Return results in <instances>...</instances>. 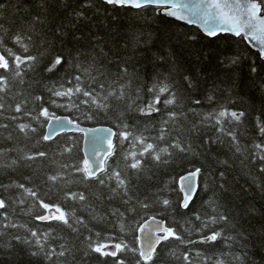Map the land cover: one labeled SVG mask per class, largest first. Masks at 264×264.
<instances>
[{"label": "trees", "instance_id": "obj_1", "mask_svg": "<svg viewBox=\"0 0 264 264\" xmlns=\"http://www.w3.org/2000/svg\"><path fill=\"white\" fill-rule=\"evenodd\" d=\"M15 2L16 0H0V6L10 8ZM27 2L33 5L32 15H35L37 9L34 0ZM87 2L88 0H66V6L60 12L59 19L70 17L74 10L80 9ZM97 7L102 8L99 15H94L93 8L85 9L97 24L106 19L109 27L118 28L121 32L135 29L152 31L153 50L160 48L161 44L171 43L180 60H188L185 47L174 40H169V36L197 32V27L171 17L154 15L151 8L147 10L146 19H141L138 10L128 7L113 8L107 4L102 6L97 4ZM28 20V16L19 15L11 17L7 22L0 21L3 23V28H0V38L3 39V43L0 44V55L9 63L8 69L0 68V103L4 105L3 109H0V125L7 126L0 127V186H8L0 187V199L5 202V208L0 209V224L11 222L24 226L9 227L5 230L7 235L0 236V244L10 241L13 246L11 249L0 248V264H47L43 255L30 256V251L39 248L35 243L37 238L45 246L46 251L55 249L59 252L60 245L65 246L66 256L59 258L62 264H117L121 259L125 260V264H135L139 259L138 251L136 253L123 251L118 252L115 257H104L89 249V244L125 242L130 247L138 249V242L135 239L138 232L132 231L134 225L131 221L141 217L148 219L152 215L164 218L167 225L183 240H193L195 243L182 244L175 236L169 237L168 241L161 243L153 260L144 264H229L230 257L220 255L229 251L241 256L247 251L246 264H264V248L258 240L255 246L250 242L246 249L241 248L238 243L229 249L220 240L216 242L204 240L205 235L209 237L212 235L213 229L223 228L224 235L232 232L225 223L213 224L212 216L215 215L218 219L219 215L223 214L232 220L242 206H252L256 209L251 216H246L243 220L244 236L264 233V191L261 190L264 188V174H261L256 166L259 163L258 155L264 153V135L260 133V127L264 126V88L261 87V84H264V79H261L264 77V71H260L264 68L262 55L247 41H240L230 34H220L223 38H206L203 31L199 30L198 47L205 50L219 49L229 56L235 54L242 56L236 72L239 87L229 96L224 91L229 85L219 83V90L212 93L215 99L208 102L205 99L207 93L204 87L211 90L213 88L211 81L219 75L217 68L213 66L214 61L212 63L201 61L199 71L206 83L195 93H191L184 86L178 73L171 75L168 81H164L166 72L154 77L151 64L147 65L142 83L134 82L132 85L117 83L110 87L104 76L96 70L85 71L81 68L71 74L63 69L59 72H48L46 68L49 66V59L61 51L58 41L52 46L55 37L51 29L55 25L38 23L28 26ZM86 30H91L93 35L96 31L104 34L103 27L93 30L89 25ZM17 35L20 36L19 41L16 39ZM72 46L69 42L68 47ZM29 56H35L36 60H29ZM16 57L22 59L21 63ZM17 64L19 76L15 74ZM253 64L258 71L249 75V68ZM107 67L114 71V65L108 64ZM100 71H103V68ZM76 75L80 76L79 84L74 79ZM157 81L169 83L177 93V105L182 106L163 109L162 101L167 93L161 94V104H156L155 94L149 92V89ZM101 83L105 85L103 89L100 88ZM53 87L65 92L71 88L72 92L64 97H53L47 91ZM77 87L80 91H77ZM137 87L141 89L139 93L136 92ZM121 89L124 92L122 100L118 101L111 97L108 101L104 100L103 97L108 91ZM85 91L90 95L84 96ZM37 96L41 97V100H36ZM51 99H56L57 103L63 105H67L71 100L73 107L70 110L64 107L56 108L51 105ZM193 99H200L201 104H193ZM93 100L96 103H93ZM97 103L110 105L107 115L96 112ZM149 104L162 108V111L148 113L139 110H146ZM17 105L20 106L19 112L15 111ZM193 107L197 109L198 114L189 111ZM43 108H48L49 116L43 114ZM224 108H227L229 113L245 112L241 122H231L230 116L222 118L225 133L229 130L236 133L241 152L233 155L234 142L231 136L225 134L221 135L223 146L218 143L212 144L211 154L206 158L189 159L192 166H199L203 161L215 172L224 171L228 182L225 186H230V190L221 192L217 189L215 193L211 190L206 192L198 190L189 209H184L181 206L183 195L178 191V183L174 184L172 178L175 177L178 181L180 175L190 170L187 160H183L179 152L170 148L177 163L182 162V167H166L154 162L149 153L154 157L160 148L169 147V144L176 142H180L181 146L191 143L193 150L204 152L205 141L219 134L220 126L216 125V117ZM88 111L94 113L93 120L84 119V113ZM169 111H175L177 117L170 118ZM53 113L55 116H70L83 125H109L117 133L123 130L128 131L130 135L123 143L119 135L116 136L115 150L107 162L105 171L89 179L82 171H76V168H84L82 134L65 133L51 141L42 140L48 119ZM180 113H186V118L179 115ZM205 116L209 117L207 121L204 120ZM164 120L169 122L163 124ZM125 122L129 125L127 129L117 128L118 123L122 125ZM20 124L30 127L22 131L19 128ZM193 124L197 125L195 132L192 130ZM31 128H35L36 131L32 132ZM161 129L164 130L162 140L159 139ZM141 139L144 143L140 142ZM148 143H152L154 149L144 152ZM255 144L261 147L256 149ZM39 152L46 155L41 157L38 155ZM132 153L136 155L133 156ZM163 155L161 153L162 159ZM26 156H31L32 159H26ZM213 156L228 159L231 167L224 168L218 165ZM136 159L141 160V165L138 169H132L130 165ZM13 160L17 163L12 164ZM117 172L120 174L119 177L115 175ZM52 175L58 177L56 181L49 180V176ZM99 178L105 179L104 185L98 183ZM121 179L125 181L127 195H124L125 187H118V180ZM17 184L31 188L36 196H28L23 188L15 186ZM165 186L169 189L166 197L172 202L174 212L169 211L161 216L159 213L162 209L159 207L150 206L148 209L140 207V202L150 203L155 199L157 191ZM81 194L85 197L83 201L79 200ZM129 198V203H124V200ZM21 199L24 203H20ZM43 204H49L50 208H43ZM57 207L66 213L72 227L55 219L44 221L36 219V216L41 214L49 217L58 216L60 213ZM130 207L135 208L134 215L129 211ZM213 207L216 208L215 213L212 211ZM72 210H75V217L72 216ZM197 216L201 219L197 220ZM77 218L80 223L76 222ZM236 219L239 217L236 216ZM121 221L125 223V232L120 231ZM204 223L209 224V228H203ZM29 229L37 232L36 238L31 236ZM97 232L100 233L99 236L96 235ZM15 235L27 236L32 242L31 249L11 239ZM185 255L188 256L187 260L183 258ZM56 259L53 257V260Z\"/></svg>", "mask_w": 264, "mask_h": 264}, {"label": "snow or ice", "instance_id": "obj_2", "mask_svg": "<svg viewBox=\"0 0 264 264\" xmlns=\"http://www.w3.org/2000/svg\"><path fill=\"white\" fill-rule=\"evenodd\" d=\"M99 5H111L113 8L116 6L128 7L133 10H138L141 19H146V13L149 8H151L154 15H162L164 17L175 18L178 21H186L189 25H196L198 27L197 32L189 33L185 32L182 36L177 34L175 36H169V40H174L176 43H180L185 47V54L188 58L187 61H182L177 56L175 49L172 47L171 43L165 45L161 44L160 48L153 50L152 47V37L153 32L148 30L135 29L131 31L121 32L118 28H111L108 26L107 20L102 19L98 24L93 21L92 16H89L85 9L93 8L94 15H99L102 11ZM34 6L37 11L35 15H32L33 5H30L27 0H16L14 4L8 7L0 6V21L7 22L11 17L25 15L29 17L28 26L35 24H48L55 25L51 29L55 42H59L61 45V51L52 56L49 59V66L46 68L48 72H59L63 69L66 73L71 74L77 71L78 69L83 68L85 71L96 70L100 75L104 76L105 80L109 83L111 87L117 83H125L127 85H132L134 82H141L143 74L146 71L147 65L151 64L153 68V76H159L162 72H166L167 75L164 76V81H168L171 75L179 74L181 80L184 82V86L190 90L191 93H195L199 88L203 87L206 83V80H202L201 73L199 71L201 66V61L208 63H214V67L217 68L219 75H217L212 81L213 88L209 90L207 87H204V91L207 93L205 99L208 102H212L215 97L212 94L215 91L219 90V83L228 84V88L224 91L231 96L232 92L239 87V79L236 75L238 66L241 62L242 56L240 54L227 55L222 50H205L198 47L199 41V30H203V34L206 38H223L220 34H231L235 38H239L240 41H247L249 44H256L259 46V51L264 54V0H191V2H184L181 0L180 3H177V0H88V2L81 6L80 9L74 10L70 17L65 19H59L60 12L66 6V0H34ZM171 9V10H169ZM91 26L93 30H96L100 27H103L104 34L101 35L99 31H96V34L93 35L91 30H86L88 26ZM23 27V25H22ZM0 28H3V23H0ZM6 31V30H5ZM146 37V38H145ZM17 41L20 40V36L17 35ZM69 42L72 43V47H68ZM3 43V39L0 38V44ZM84 45L86 47H81ZM11 50H9L10 52ZM25 51L27 49L25 48ZM29 60H36L35 56H29ZM16 60L19 61L20 57H16ZM106 61V63H104ZM114 65V71L109 70L107 65ZM222 66V67H221ZM0 68L8 69L9 63L5 60L3 55H0ZM103 68V71L100 69ZM257 68L251 66L249 68V75L257 73ZM264 71V68L260 69ZM17 76L20 75L19 64L16 66ZM77 84L80 83V76L76 75L74 77ZM95 81V77L92 78ZM261 79H264L262 77ZM105 87L104 83L100 84V88ZM261 87L264 88V84H261ZM48 92L51 93L53 97H64L70 95L72 89H67V92L56 90L53 88H48ZM77 91H80L77 87ZM141 91L140 87L136 88V92ZM149 92L155 94V103L161 104V94L167 93L164 96L162 101V108L168 109L170 106H182L177 105V93L173 90L169 83L157 81L149 89ZM84 96H89L90 93L85 91ZM115 98L116 100H122L124 98L123 90L119 91H108L104 95V100L108 101L109 98ZM36 100H41V97L37 96ZM88 101H84L87 103ZM51 105H54L56 108H67L71 109L73 107L71 100L67 105L57 103L56 99L50 100ZM93 103H96L93 100ZM192 103L195 105H200V99H193ZM3 103H0V109H3ZM131 105H129V108ZM110 108L108 103H97L96 112L103 113L107 115V110ZM162 108H156L153 104H149L148 108L139 109L141 112L147 111L151 113L153 111L161 112ZM15 111H20V106L17 105ZM190 112L193 114H198L196 108H190ZM43 114L49 116L48 108H43ZM179 115L186 118V113H180ZM123 116V113H121ZM168 116L170 118L177 117L175 111H169ZM231 122H241L242 118L245 116V112L240 111H231L229 113L227 108H224L222 111L218 112L216 117V125L219 127V134L215 137L210 138V140L205 141V151L197 152L193 150L191 143H187L185 146H181L180 142L169 144V147L160 148L154 157L152 153H149L150 158L154 162H159V164L166 167H182V162L177 163L176 157L174 156L173 149L181 154L183 160H187L190 170L184 175L179 176L177 181L175 177L172 178V182L178 183V191L183 194L182 197V208L189 209L190 202L192 198L196 195L199 188L200 191H215L219 189L221 192H226L230 190V186L226 187L227 178L224 171L215 172L214 169L209 168L203 161L200 162L199 166H192V161L189 157H207L211 154L212 144L218 143L223 146V140L221 135L231 136L232 148H234V153H240L241 147L236 133L233 130H229L225 133V129L222 126V118L229 117ZM95 115L92 111L84 113V119L93 120ZM38 119V117H35ZM51 120L55 121V124H48L50 129H67L70 125H73V121L69 120L68 117H59L55 116L54 113L50 116ZM208 116L204 117V120L207 121ZM169 121H162L163 124H167ZM117 128L127 129L129 125L125 122L122 125L117 124ZM238 126V124H237ZM0 127H7L6 125H0ZM30 127L26 124H20V130H24ZM197 125H192L193 132L196 131ZM32 132H35V128H31ZM261 135H264V126L260 127ZM51 131L48 134L42 136V140L48 141L51 139ZM119 135L121 138V143L123 140H126L130 133L128 131H119V133L114 132L112 128H95L91 130L90 136L87 138V143L91 146V157L96 161V164L93 167H88L89 160L85 158L83 164L85 167L83 169L76 168V171H82L87 178H92L96 176L97 170H103V161L105 157L111 154L113 150L112 137ZM10 138V137H9ZM164 138V130L161 129V134L159 139ZM141 143H144L143 139L140 140ZM107 144V147L105 145ZM261 145L255 144L254 148L259 149ZM154 149L152 143H148L144 148V152H149V150ZM11 151V150H9ZM163 155V159L161 156ZM39 156L43 157L46 155L44 152H39ZM135 156V153H132ZM143 155V153L141 154ZM26 159H32L31 156H26ZM213 159L216 163L224 168H230L228 159H220L213 156ZM257 160L259 163L256 165L261 174H264V153L258 155ZM17 161L13 160L12 164H16ZM141 165V160L136 159L130 167L132 169H138ZM11 167V165H7ZM119 177V172L115 173ZM56 175L49 176V180L56 181ZM111 179V177H109ZM255 182V180H254ZM98 183L100 185L105 184L104 178H99ZM18 188H23L28 196H36V193L32 191L31 188H25L23 184L15 185ZM259 186V185H258ZM7 188L8 186H0ZM118 187H125L124 180H118ZM116 191V189H112ZM264 191V188L261 189ZM169 191L167 186L159 189L155 196V199L150 203L140 202V207L143 209H148L150 206L159 207L162 211L159 215L164 216L166 212L175 211V208L172 207V202L166 197V193ZM164 194V195H162ZM124 195H127V189L125 187ZM79 200H85L84 195H79ZM129 199L124 200V203H129ZM212 201H210L211 203ZM20 203H24V200L21 199ZM41 203H43L41 201ZM5 208V202L3 199H0V209ZM43 208H50L49 204H43ZM57 211L60 213L58 216L49 217L46 215H38L36 219L44 221L48 219H55L62 221L65 225L72 227L69 224V220L66 218V213L61 211L57 207ZM129 211L135 214V208L130 207ZM212 211L215 213L216 208L213 207ZM256 209L252 206H242L239 211L236 213V216L239 219H236V216L232 220H229V217L223 214H220L218 219L217 216H212V223L217 222L225 223V225L232 229V234L230 232L228 235H224V229L212 230V235L209 237L204 236V240H211L216 242L220 240L224 243L229 249L233 247L234 244H239L241 248L246 249L247 245L252 242L255 246V242L258 240L261 247L264 248V233H259L255 236L249 235L244 236L243 232V220L246 216H251ZM123 217V213L120 214ZM72 216L75 217V210H72ZM102 221V217L100 218ZM197 220H200L201 217L197 216ZM77 223L81 221L79 218L76 220ZM131 223L134 225L132 231L138 232L139 236L135 237L139 243V248L130 247L127 243L121 242L115 244L116 251L108 252L104 251L106 245L103 244H89V249L95 253H100L104 257H115L117 252H139V259L136 260L135 264H144V262H150L153 260V257L156 253V247L161 244V242L168 241L169 237L175 236L176 240L180 241L182 244H194L193 240H183L181 236L177 235L172 227L166 226L164 219H157L156 215H152L150 219H133ZM17 228L24 227L23 225H17L15 223L9 222L8 224H0V236L7 235L5 231L7 228ZM203 228H209V224L204 223ZM30 234L33 238L37 237V232L29 229ZM75 231V229H74ZM120 231L125 232V223L120 222ZM97 236L100 235L99 232L96 233ZM16 241H19L22 245L27 246L29 249L32 247V242L28 239L27 236L15 235L11 237ZM90 239V238H89ZM35 243L39 245L38 250L30 251V256L38 257L43 255V258L47 261V264H62L59 258L66 256V250L64 245H60L61 251L56 252L55 249L45 250V246L40 243L37 238ZM215 246V243L213 244ZM13 246L11 242H6L0 244V248L11 249ZM221 256L226 258L230 257L229 264L235 262V264H246L247 262V251L243 256L237 255L232 251L225 253H220ZM53 257H56V260H53ZM185 260L188 259V256L183 257ZM117 264H125V260L121 259L117 261Z\"/></svg>", "mask_w": 264, "mask_h": 264}, {"label": "water", "instance_id": "obj_3", "mask_svg": "<svg viewBox=\"0 0 264 264\" xmlns=\"http://www.w3.org/2000/svg\"><path fill=\"white\" fill-rule=\"evenodd\" d=\"M180 2H181V0H177V3H180ZM184 2H191V0H184ZM169 10H171V9H169ZM181 22L187 24L186 21H181ZM193 26L197 27L196 25H193ZM200 30H202V29H200ZM249 45L254 50H256L258 53H260L262 55V57L264 58V54H262L259 51V46L258 45L254 44V43L253 44H249ZM20 62H21V60H20ZM58 116L59 117H68L69 120H72L73 121V125H70L67 129H56V128L50 129L48 127V124L49 123H52L54 125L55 124V121L54 120H51L49 118V120L47 122V125H46L45 134H48L51 131L52 135H51V139L48 140V141L54 140L57 137H59L60 135L65 134V133H80V134H82V136H83V154H84V158H88V160H89L88 167H93L96 164V161L91 157V151H92V149H91V146L87 143V138H88V136H90L91 130L92 129H95V128H101V127H104V128H112L114 132H116V130L113 127L109 126V125L88 126V125H83V124L77 122L76 120H73L70 116H67V115H58ZM115 141H116V136L112 137L113 150H112L111 154H109V155H107L105 157V159L103 161V165H104L103 170H97V169L93 168V170L96 171V176H94L92 178L97 177L100 173H102L106 169L107 161H108L109 157L113 154L114 149H115ZM105 147H107V144L105 145ZM198 190H199V188H198ZM198 190H197V192H198ZM196 195H197V193H196ZM195 196L192 198V201L195 198ZM150 218H148V219H150ZM157 219H164V218L157 217ZM164 221H165V225L167 226V221L165 219H164ZM138 236H139V233H138ZM160 245H158L156 247V251L158 250V248H159ZM104 251H108V252L116 251L115 244L113 243V244L107 245L104 248Z\"/></svg>", "mask_w": 264, "mask_h": 264}, {"label": "bare ground", "instance_id": "obj_4", "mask_svg": "<svg viewBox=\"0 0 264 264\" xmlns=\"http://www.w3.org/2000/svg\"><path fill=\"white\" fill-rule=\"evenodd\" d=\"M160 247V246H159Z\"/></svg>", "mask_w": 264, "mask_h": 264}]
</instances>
